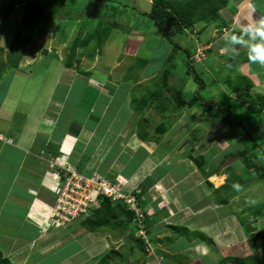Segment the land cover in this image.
Returning <instances> with one entry per match:
<instances>
[{
	"label": "rangeland",
	"instance_id": "rangeland-1",
	"mask_svg": "<svg viewBox=\"0 0 264 264\" xmlns=\"http://www.w3.org/2000/svg\"><path fill=\"white\" fill-rule=\"evenodd\" d=\"M25 1L20 0L14 12L7 19L0 20V74L4 73L2 77L6 80L10 72L11 75H17L14 90V93L20 95H17L16 101H20L17 108L26 110L27 100L46 96L52 80L54 89L49 96L52 94L50 100L54 103L58 101L57 105L66 103L64 91H57L54 87L56 85L58 88L59 82L63 83L66 92L73 86V95L83 85L112 89V111L125 102L133 110L131 122L135 134L143 129L148 132L145 141L140 140L142 147L143 143L148 146L150 143L153 149L165 148L166 152L160 156L163 161L174 159V156L188 159L194 167L197 181H201L204 197L212 195L216 200L224 199V203L230 204L238 218H241L240 222L245 229L247 224L253 227L250 231L246 229L248 240L256 243L253 252L258 254L259 264H264V177H258L253 165L246 160L247 155H251L264 164V108L255 99L256 96L264 95V91L256 86L254 88L253 82L248 87V82H244L246 79L239 66L245 62L243 55L235 53L240 50L239 46L231 42L233 33L238 32L231 31L233 17L227 6L219 9L216 18L197 20L192 26L183 29V33L175 34L174 39L181 47L172 48L154 33L152 21L142 14L150 7L148 0H38L44 4L45 9L31 26L25 25L21 19ZM232 10L235 12V8ZM113 20L123 24L124 29L112 26ZM242 23L239 24L244 25ZM18 31L20 33L17 35ZM242 32L245 33L241 31L239 34ZM248 34L245 38H253L251 33ZM75 36L86 39L88 43L76 49L79 62L76 64L73 61L67 66L66 58ZM255 39L259 41L260 37ZM184 47L190 48L192 64L204 80L205 87L201 94L205 98L214 97L220 107L203 106L197 102L190 107L179 108L171 103L162 111L156 109L158 99L166 94L160 83L164 67H169L172 72L170 83L180 85L187 94L197 87L192 75L186 72ZM15 58L18 59L17 67H12L9 59ZM146 92L154 95L148 97L142 110L134 111L133 106ZM248 103L260 109L250 112L246 109ZM221 107L230 110L228 119L233 123L232 126L222 121L225 110ZM18 115L19 112L15 121ZM140 120L141 125H136ZM125 134L123 130L122 135ZM2 140L5 143L12 142L5 136ZM244 144H248L251 149L240 151ZM33 146L31 150H37L36 145ZM5 148L7 152L12 150L7 145ZM88 159L74 163L44 149L28 159L27 166L33 170L42 163L45 170H52L54 175L49 172L42 177L48 181L55 179L53 187L56 193L47 217L37 218L41 223L37 230L40 235L29 244L28 256L16 261V264H38L44 257L48 259L45 264H99L97 261L100 255L110 248L116 249L118 253L104 264H157V258L152 260L151 257H155L152 252H156L161 242H147L144 247L146 252H143L138 247L137 237L140 234L133 224L126 227L122 223L108 224L97 232H90L80 225L79 221L91 210V207L85 212L77 210L78 203L73 199H81L82 189L72 191L75 184L83 183L80 176L104 178L119 188L125 183L123 178L116 175L118 172L113 167L107 169V176L97 170L86 172L83 161L88 162ZM67 167L75 174L68 176ZM60 169V174H55ZM231 170L245 180L239 189L234 190L235 187L226 185ZM62 172H66V176ZM212 175L221 176L222 180L215 185L211 180ZM193 180L196 181V178L189 177L185 181L193 183ZM225 182L224 187H219ZM143 185L145 183L133 189L141 191ZM69 201L76 205H70ZM143 208L148 210L147 207ZM31 210L26 217L28 220L37 217L38 211ZM17 221L8 227L9 234L20 231L22 237L35 231L26 225L27 222L19 224ZM199 223L203 221L199 219ZM208 225L214 229L218 226L215 223ZM161 232L158 234L161 235ZM40 236H44L43 239H39ZM173 237L174 232H170L168 238ZM4 241L7 240L0 239L4 244L0 243L1 256H6L5 247H9V243ZM203 251L208 254L211 250L204 247ZM63 258H66L65 261H62ZM205 258L211 264L219 262L215 250ZM180 261L189 264L190 259L184 257Z\"/></svg>",
	"mask_w": 264,
	"mask_h": 264
},
{
	"label": "crops",
	"instance_id": "crops-1",
	"mask_svg": "<svg viewBox=\"0 0 264 264\" xmlns=\"http://www.w3.org/2000/svg\"><path fill=\"white\" fill-rule=\"evenodd\" d=\"M226 6L233 17L231 31L238 32L232 33L243 41V44H235L241 50L235 53L243 55L245 62L239 66L240 72L253 82L254 88L256 86L264 91V65L250 61L251 48L257 44L264 45V38L262 41L261 37L256 41L255 38L259 36L245 38L250 35L248 33L253 35V26L264 19V0H228ZM234 8L235 12L232 10ZM240 22H244V25ZM241 31L246 34H239ZM3 74H0V148L3 149L0 150V174H3L0 177V239L9 243L4 255L13 264L28 256L29 244L40 235L37 230L41 223L37 218L47 217L54 204L55 179L48 181L43 178L47 173L54 175L52 170H45L43 163L34 170L27 166L32 154L43 149L74 163L89 158L88 162L83 161L86 172L97 170L107 176V169L115 168L118 172L116 175L125 180L122 186L124 190H132L142 183L147 185L141 189H145L143 204L148 208L146 216L150 242H161L159 248H155L156 252H152V256H155L151 257L152 260L159 256L163 260L162 264H184L180 260L185 257L190 259V262L187 261L189 264H211L205 257L215 250L219 255L216 264H259L258 254L253 252L256 243L248 240L249 235L233 207L220 202V199L216 200L212 195L204 197L201 181H197L194 167L188 159L174 156V159L163 161L160 156L166 152L165 148L153 149L150 143L149 146L143 143L142 147L131 122L133 110L123 102L112 111V89L83 85L73 95V86L66 92L63 83L59 82V87L55 85V89L60 92L63 90V94H66V103L61 102L59 106L56 104L58 101L54 103L50 100L54 89L52 80L46 96L27 100V109L19 110L17 105L20 101H16L18 94L14 93L17 75H11L10 72L6 80ZM244 82L246 84L247 81ZM123 127H127L126 130ZM123 130L125 135H122ZM4 136L12 142L6 141V144L2 140ZM34 144L37 150H31ZM5 145L12 149L9 150L11 152L4 151ZM189 177L196 178V181H185ZM29 210L38 211L37 217L30 219L33 223L26 219ZM199 219L204 224H200ZM15 220L19 224L27 222L26 225L35 231L22 237L20 231L9 234L8 227ZM208 223L218 226L214 229ZM170 232H174L173 238H168ZM204 237L211 238L212 243ZM204 247L211 251L205 254ZM250 255L254 257L246 259ZM228 256L241 257L243 260L225 261L224 257ZM44 258L38 264H45L48 259Z\"/></svg>",
	"mask_w": 264,
	"mask_h": 264
},
{
	"label": "trees",
	"instance_id": "trees-1",
	"mask_svg": "<svg viewBox=\"0 0 264 264\" xmlns=\"http://www.w3.org/2000/svg\"><path fill=\"white\" fill-rule=\"evenodd\" d=\"M108 1V0H103ZM228 0H150V7L148 10L143 11L142 14L146 15L153 23L155 34L157 33L163 40L167 41L172 48L181 47V45L174 39V35L177 33H183V29L190 27L197 20H210L218 16L219 9L223 8ZM20 3V0H0V20H5L9 17L11 13L14 12L15 6ZM25 10L22 11V22L25 25H32L41 16L44 12V4L38 0H26L24 2ZM111 25L114 27H121L124 29V25L116 22L115 20L111 21ZM126 31L128 28L125 29ZM20 32H17V35ZM88 41L86 39H81L79 36H75L73 39L69 52L66 58V64L71 65L74 61L76 64L79 62V58L76 56V49L79 47L86 46ZM186 54V72L191 74L197 87L193 90L192 93L187 94L184 92V89L177 84L170 83V79L173 78L172 72L169 67H164L160 75V83L163 90L166 92L164 96L158 99L156 104V109L159 111L164 110L168 104H175L179 108L190 107L195 103H200L203 106H219L214 97L205 98L201 94V90L205 87L203 78L194 68L192 64V53L190 48H183ZM18 59H9V63L12 67H17ZM248 82L247 87L251 85V81L245 78ZM151 92H146L140 96L137 104L133 106L134 111H140L145 107L146 101L149 96H153ZM257 102L261 103L262 108H264V95L256 96ZM220 107V106H219ZM225 110V116L222 118V121L232 126V122L228 119L230 110L226 107H221ZM250 112H256L260 107L255 106V104L248 103L246 106ZM141 121L137 124L141 125ZM148 132L145 129L142 132H137V137L141 140H144L148 135ZM243 150L247 152L251 147L248 144H244ZM236 155V154H235ZM247 163H250L255 168L258 177H264V164L260 163L258 160L253 159L251 155L246 157ZM242 165L243 162L241 161ZM229 182L226 184L223 183L219 187H224V185L235 187L234 190L242 187L243 179L240 175L233 172L232 170L228 173ZM218 187V188H219ZM226 187V186H225ZM143 195V191H140ZM144 198V197H143ZM140 205H143L144 199H140ZM220 202H224V199H221ZM256 212V211H255ZM254 212V213H255ZM80 225L90 232H97L100 228L113 224L122 223L123 227H126L129 224H133L134 228L137 230V226L133 221V212L128 209L125 203L121 200L112 199L106 196H98V205L92 207L90 213H88L83 219L79 221ZM145 223V232L147 233V238L138 235V247L143 252L145 250V244L149 241H152L148 236V220L147 217L144 218ZM247 231L253 229L252 226L246 225ZM207 241L212 243V239L204 237ZM147 243V244H148ZM118 251L114 248H110L105 253L100 255L97 263L104 264L109 261L112 256L117 255ZM253 258V255L246 256L247 258ZM162 259V258H161ZM225 261H242L241 257H224ZM0 264H13L8 257L0 255ZM162 264V260H161Z\"/></svg>",
	"mask_w": 264,
	"mask_h": 264
},
{
	"label": "built area",
	"instance_id": "built-area-1",
	"mask_svg": "<svg viewBox=\"0 0 264 264\" xmlns=\"http://www.w3.org/2000/svg\"><path fill=\"white\" fill-rule=\"evenodd\" d=\"M68 168V167H67ZM62 169V168H61ZM58 170V173L60 174ZM69 172L68 176L74 175L75 172L70 169H67V173ZM66 172H62L66 176ZM83 181L81 184H75L72 191L75 189H82L80 193L81 199L73 198L76 203H78L77 210L85 212L88 208L96 207L98 205V196H106L112 199L121 200L124 202L127 207L132 210L133 212V221L137 226L138 233L144 237H146L145 232V223H144V211L142 206L140 205L139 200L141 199L140 194H138V190L135 192L131 191H124L122 187L119 188L116 184H112L109 180L104 178L95 177H86L80 176ZM68 179V178H67ZM91 179V180H90ZM90 180V181H89ZM72 199V201H73ZM69 201L70 205H76L75 202ZM93 203V204H92ZM157 264H161V258L157 257L156 259ZM159 262V263H158Z\"/></svg>",
	"mask_w": 264,
	"mask_h": 264
},
{
	"label": "clouds",
	"instance_id": "clouds-1",
	"mask_svg": "<svg viewBox=\"0 0 264 264\" xmlns=\"http://www.w3.org/2000/svg\"><path fill=\"white\" fill-rule=\"evenodd\" d=\"M251 31H252L253 36H259L261 38H264V19H262L257 25L253 26ZM231 42L233 44H243V41L234 34L231 36ZM250 61L251 62H257L261 65H264V45L257 44L256 46L251 48V50H250ZM124 191L135 192L136 190L132 189V190H124ZM138 194H140L141 199H144L139 190H138ZM141 206H142V208L144 207V205H141ZM143 211H144V218H145V217H147L146 216V210L143 208ZM157 257H159V256H157Z\"/></svg>",
	"mask_w": 264,
	"mask_h": 264
},
{
	"label": "bare ground",
	"instance_id": "bare-ground-1",
	"mask_svg": "<svg viewBox=\"0 0 264 264\" xmlns=\"http://www.w3.org/2000/svg\"><path fill=\"white\" fill-rule=\"evenodd\" d=\"M211 180H213L214 184L216 185L222 180V177L221 176L212 175L211 176Z\"/></svg>",
	"mask_w": 264,
	"mask_h": 264
}]
</instances>
